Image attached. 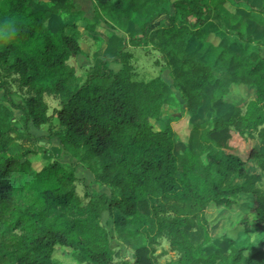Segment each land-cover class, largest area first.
Returning <instances> with one entry per match:
<instances>
[{"label": "trees", "instance_id": "trees-1", "mask_svg": "<svg viewBox=\"0 0 264 264\" xmlns=\"http://www.w3.org/2000/svg\"><path fill=\"white\" fill-rule=\"evenodd\" d=\"M96 2L88 29L103 16L124 29L135 23L138 32L78 74L70 60L81 53L75 30L82 12L74 0H0V89L4 96L10 84L25 91L17 105L21 125L0 102V264H62L58 248L77 264H113V230L135 243L132 264H171L158 262L162 239L178 254L172 264H264V149L250 147L242 156L230 144L234 134L264 142V56L248 50L263 41L240 28L219 35L205 24L210 10L224 7L227 15L264 26V0ZM9 22L15 31L6 34ZM126 45L155 48L171 85L161 75L135 78ZM194 45L198 51H190ZM171 87L191 118L181 153L174 152L170 116L163 113L172 104ZM236 87L251 93L238 98ZM29 123L46 126L88 162L109 194L85 185L79 195L73 169L56 159L36 165L39 137ZM244 196L252 201L235 222V235L219 236L225 248H211L207 211L234 209ZM196 226L198 243L191 238ZM252 227L261 232L259 241Z\"/></svg>", "mask_w": 264, "mask_h": 264}, {"label": "rangeland", "instance_id": "rangeland-1", "mask_svg": "<svg viewBox=\"0 0 264 264\" xmlns=\"http://www.w3.org/2000/svg\"><path fill=\"white\" fill-rule=\"evenodd\" d=\"M77 9L81 10L82 16L73 18L72 21L80 20V25L76 27L75 35L81 48V53L78 54L75 59H71L77 68L78 74H83L84 71L92 64L97 63L103 56H113L117 51L123 47V37H128L130 34L138 32V25H128L127 28H120L103 16L97 18V24L94 29H88V25L95 21V5L96 0H74ZM260 3V0H255ZM57 19V17L55 16ZM165 19H159V21ZM206 28L209 31L215 32L219 35H224L226 29L240 28L245 35H255L259 40L263 42H250L251 46L248 50L254 53H260L264 56V26L258 21H254L243 14L237 16L227 15V10L222 7L221 10H210L206 16ZM58 20L55 24L49 25L50 29L54 31L59 27ZM225 26V29H224ZM246 45L238 43V47L242 48ZM200 46L194 45L190 47V51H198ZM127 50L132 52L131 64L132 70L137 79H149L156 75H161L170 85L171 77L169 71L165 67L163 56L151 45L145 47H135L126 45ZM259 49V51L257 50ZM201 50L206 55V59L211 60L210 50L207 45L201 46ZM110 66L117 70L121 67L118 63H111ZM10 93L4 96L3 90L0 89V102L6 104L12 108L15 118L18 119L19 125L22 124V111L17 108V105L23 103L25 91L21 90L15 84H10ZM172 104L165 107L163 113L170 116V125L174 132V152L181 153L188 141L189 132L191 128V118L185 111V103L181 98L179 92L171 87ZM251 93V89L247 87H236L234 89V96L240 98ZM50 108L56 106L57 102L50 96L45 97ZM9 101V102H8ZM51 110V109H50ZM207 117V114H203L198 118L202 121ZM54 122H57L54 119ZM29 129L31 133L39 137L37 145L39 146L38 153L32 157V161L37 164L47 163L50 160L56 159L62 162L66 167L73 169L77 180V193L82 196L84 187L89 186L94 188L98 192H106L109 194V188L106 185L100 184L89 169L88 162L81 161L74 157L66 148H64L57 138L50 136V131L46 126L36 128L32 123H29ZM233 152H237L240 155H245L246 151L250 147L257 149H264V142L259 139H249L247 142L242 140L237 135H233L230 142ZM260 187L264 188V176L259 183ZM252 199L249 196L242 197L241 203L234 209L225 208H211L207 211L212 225L213 245L211 248H225L226 243L224 241H218L219 236L223 234L235 235L234 225L240 216L248 209ZM109 214H103V222L107 223L109 220ZM110 223V222H109ZM111 224V223H110ZM112 226V224H111ZM251 235L253 241H259L261 238V232L256 228H251ZM191 238L198 243L201 238V230L198 226L191 229ZM242 238V236H240ZM134 245L132 241L122 237L113 230L112 246L114 248V263L113 264H132L131 258L134 254ZM156 253L159 254L158 262L160 263H174L178 257L177 252L170 249L166 240L162 239L156 246ZM55 256L61 261L62 264H77L70 256L69 251L58 248Z\"/></svg>", "mask_w": 264, "mask_h": 264}, {"label": "clouds", "instance_id": "clouds-1", "mask_svg": "<svg viewBox=\"0 0 264 264\" xmlns=\"http://www.w3.org/2000/svg\"><path fill=\"white\" fill-rule=\"evenodd\" d=\"M4 31H5L6 34H8V33L14 32L15 29L14 28H11L10 22H9V23L5 24Z\"/></svg>", "mask_w": 264, "mask_h": 264}]
</instances>
